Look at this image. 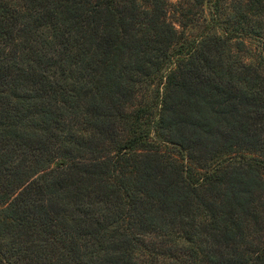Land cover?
Segmentation results:
<instances>
[{
  "label": "trees",
  "instance_id": "1",
  "mask_svg": "<svg viewBox=\"0 0 264 264\" xmlns=\"http://www.w3.org/2000/svg\"><path fill=\"white\" fill-rule=\"evenodd\" d=\"M231 1L0 0V264H264V0Z\"/></svg>",
  "mask_w": 264,
  "mask_h": 264
},
{
  "label": "rangeland",
  "instance_id": "2",
  "mask_svg": "<svg viewBox=\"0 0 264 264\" xmlns=\"http://www.w3.org/2000/svg\"><path fill=\"white\" fill-rule=\"evenodd\" d=\"M179 1H181L182 3H185L186 2V0H170V2H172L173 4H176L177 2H179ZM232 1L231 0H222V3H223V5L225 6L226 5V7H228L229 5H230V3H231ZM172 10H174L172 7H171V10H170V12H169V18H170V20H175L174 18V15H173V11ZM229 11V10H228ZM247 43H248V45L249 46H251V47H253V48H255L254 50H255V52H257V47H256V41L255 40H252V39H247ZM264 53V52H263ZM256 58L254 57V56H248L247 58H246V60L247 61H254Z\"/></svg>",
  "mask_w": 264,
  "mask_h": 264
}]
</instances>
